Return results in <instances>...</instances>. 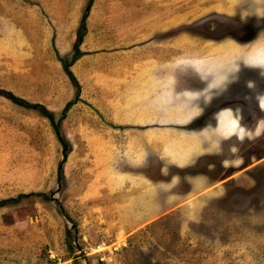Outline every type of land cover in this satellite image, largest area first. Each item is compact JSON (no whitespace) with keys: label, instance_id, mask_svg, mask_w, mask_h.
<instances>
[{"label":"rangeland","instance_id":"374dc122","mask_svg":"<svg viewBox=\"0 0 264 264\" xmlns=\"http://www.w3.org/2000/svg\"><path fill=\"white\" fill-rule=\"evenodd\" d=\"M142 60L173 119L152 143L112 117L145 105ZM0 87L56 117L77 97L63 159L49 118L0 93V264H264V0H0ZM116 173L157 190L132 230L103 193Z\"/></svg>","mask_w":264,"mask_h":264},{"label":"crops","instance_id":"0c3cea01","mask_svg":"<svg viewBox=\"0 0 264 264\" xmlns=\"http://www.w3.org/2000/svg\"><path fill=\"white\" fill-rule=\"evenodd\" d=\"M162 66L160 68L165 69L166 70V79H168V73H167V65H168V61L162 62L161 64ZM140 76H138V74L134 77V85H144L146 86V90H147V94H145L144 98H145V105H141V107L139 109H141L139 112H137V114L135 113L132 116H129V118L127 116L124 115L122 108L124 104L119 103V105L117 107H119V109H117V113H113L112 117H113V121H117L118 123L120 122H124V121H128V119H130L131 123H141V124H149V126L146 128L147 131V139L148 141L152 143V141H157L159 140V136L158 133H171L172 131V127L171 126H160L159 128L154 125V124H164L167 123L169 121H173L172 117L170 116V114H165L168 113L166 111H163L164 109H162V113H160L161 111H155L154 108L156 107V104L151 102V98H153L152 96V89H154L157 85H155V87H153L152 85L150 86V80L155 79V77H157L156 73L157 70H159V66L158 63L155 62H149L148 63V67H144L145 66V60L140 61ZM147 66V65H146ZM145 78V79H142ZM157 81V80H155ZM166 83H168V81H166ZM148 85V86H147ZM149 92V93H148ZM145 106V107H144ZM151 107V108H150ZM222 111V112H221ZM160 113V114H159ZM199 112L194 113L193 115L197 114ZM219 113H221V120H225L227 121V126L229 128L232 129V124L234 123V118L232 117L230 111L228 109H221L219 111ZM223 116V117H222ZM144 119V120H141ZM172 119V120H170ZM233 120V121H232ZM175 121H183V120H175ZM153 125V126H152ZM212 129V128H211ZM207 130L209 131L208 134L215 129L213 128V130ZM203 131V130H202ZM200 130L198 131H193L191 133H205L202 132ZM190 131H187V134H183L185 136H189ZM193 136L195 137L196 134H193ZM162 140H166L168 139V136H162L161 137ZM204 138H206L205 134H204ZM125 141V140H124ZM111 156L109 157L110 163H117V164H122V163H126V160L123 156H120V153H113L110 152ZM120 173H116L115 175H111L108 179L106 183L107 185V189H105L103 192L105 195H107L108 197H118V198H125L127 197V200H123V201H117L116 204L111 205V208L114 209V212L117 213V217L119 216V218L121 219L120 215L123 214L125 215L126 213L131 214L130 217L128 218V223L126 224V221H124V226L126 228H131L130 230H132L134 228V226L137 224V222L142 218L141 214L145 213L147 214L148 212L153 211L154 209L152 208V204H153V200L156 201L157 198V190L156 188L154 189L152 187V185H146L144 187L143 190H141L142 188L130 185L128 186L125 182L126 179L129 176H122L119 175ZM135 185V184H134ZM145 199V202H147L149 200L148 203L144 204H140L138 199ZM152 199V200H150ZM81 232V231H80ZM86 234V233H85ZM83 234V236L85 235ZM91 234L90 230L87 231V236L89 237ZM79 240L81 243L82 240L79 237ZM77 240V241H79ZM105 244V243H104ZM110 243H108L109 246ZM98 246H101L103 244L99 243L97 244ZM91 249L94 250L96 249V246L91 245Z\"/></svg>","mask_w":264,"mask_h":264},{"label":"trees","instance_id":"16d2710c","mask_svg":"<svg viewBox=\"0 0 264 264\" xmlns=\"http://www.w3.org/2000/svg\"><path fill=\"white\" fill-rule=\"evenodd\" d=\"M89 5L90 3L87 5L86 10L89 9ZM85 25L86 24H85V16H84L81 19V28L77 31V40L73 46V51L71 53V56L68 59L63 60V67L65 71L71 76L72 79L76 81V83H77V79L69 66L75 61L76 58H78V56L82 54V50L79 48V43L82 41L83 34H84L83 31L86 28ZM0 93L5 94L10 99H12L13 101L19 104H22L25 106H31V107H38L40 111L49 118L51 125L53 126L55 134L62 142H64V150H63V159H64L66 157V143L60 132V121L65 117L66 111L69 109L71 104H73V102L76 101L77 97L67 101L65 106L62 108L60 115L56 117L54 112L51 109L47 108L44 104L40 102H32L24 97L16 95L11 90L5 89L3 87H0ZM59 169H61V166H59ZM12 199H16V198L13 197ZM3 201L5 200H1L0 202H3Z\"/></svg>","mask_w":264,"mask_h":264}]
</instances>
